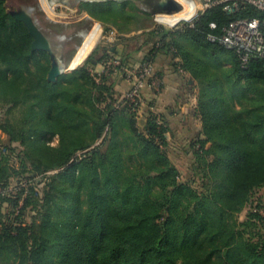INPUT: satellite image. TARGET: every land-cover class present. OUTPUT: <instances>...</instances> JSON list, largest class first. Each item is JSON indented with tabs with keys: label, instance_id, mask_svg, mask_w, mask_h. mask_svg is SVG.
Segmentation results:
<instances>
[{
	"label": "trees",
	"instance_id": "1",
	"mask_svg": "<svg viewBox=\"0 0 264 264\" xmlns=\"http://www.w3.org/2000/svg\"><path fill=\"white\" fill-rule=\"evenodd\" d=\"M78 10L123 34L153 27L142 25L149 15L117 2H81ZM242 19L264 25V13L251 5L236 12L214 7L193 28H157L122 40L134 49L103 50L125 67L155 65L164 54L174 71L202 80L197 115L204 139L190 145L203 177L198 191L180 181L168 156L169 123L162 116L158 125L148 105L141 132L137 113L115 90L118 75L103 74L97 83L90 60L49 81L54 58L70 62L91 20L67 32L47 25L67 35L62 49L32 51L28 29L0 0V133L11 145L0 137V198L19 211L0 222V264H264V239L256 234L264 219L250 213L238 220L264 187V60L242 68L234 52L206 40ZM207 62L223 70L211 72ZM17 112L20 120L9 119ZM31 205L36 214L26 222Z\"/></svg>",
	"mask_w": 264,
	"mask_h": 264
},
{
	"label": "rangeland",
	"instance_id": "2",
	"mask_svg": "<svg viewBox=\"0 0 264 264\" xmlns=\"http://www.w3.org/2000/svg\"><path fill=\"white\" fill-rule=\"evenodd\" d=\"M5 1H6V7L8 11L11 13H17L20 11H28L32 15L34 20L36 21L37 25L51 39L53 46H54V51L58 52L62 49L61 42L67 35L59 34V33L57 34L56 32H52L51 30H49L47 25L49 26L53 25L56 27L59 26L58 27L59 30L63 32L69 31L73 26L81 22L79 20L80 17H79V12H78L79 11L78 7L81 4V2L89 3L92 0H41L44 3L46 2L44 7L48 11V13H46L45 11H42L39 0H5ZM93 1L94 2L99 1L103 3L117 2V3H120L122 7L127 11L134 12L138 10L142 14L149 15V18H146V21H144L142 25L152 24V26L155 29L163 28L169 31H173V30L171 29L170 26L162 24L158 20L159 15L161 16L169 15L168 12H171L172 10L170 8H173L172 10L173 12L171 15L180 13L186 8L185 5L179 0H93ZM47 3L51 7H53L54 13L51 12ZM112 6H113L112 8H115V5H112ZM47 14H49L50 16ZM183 18L184 20L191 19V18H185V17ZM91 30H92L91 36L93 37L92 48L84 56V58L76 66L73 67L72 66L73 60L75 59L77 54L80 53L81 47L84 44V38L83 39L79 38L80 43L77 46H74L75 54L70 58L69 60L70 62L68 64L65 62H62L65 65V73H70L78 69L79 67H82L87 61H90V60L93 61V65L89 66V71L92 70L93 72L95 71L100 72L102 70V64L104 63V60L105 59L107 60V58H105L104 56L105 54H103V50L105 49L108 50L110 47H113L114 49L116 47L125 48V46L132 47V49H134L132 44L130 43L124 44L122 41V40H129L128 34L120 33L118 29H116L114 26H112L109 23L106 24V23H101V22H97V23L93 22V25L89 31ZM111 30L117 31L119 34H121L122 37L118 41H115L114 43H106L104 38L110 35ZM144 33L146 32H141L136 37L138 36L140 37L144 35ZM97 48H99L100 51L98 52V54L94 55ZM143 50L144 51L138 55L139 58L144 57L145 55L144 52L146 48ZM68 52L69 51L65 53L64 60L65 58H68ZM109 54L111 56L113 55V53H109ZM97 62H99V64ZM218 64H219L218 62L205 63L206 67H208L211 72H214V71L220 72V70H223L222 68L221 69L219 68ZM178 72L182 76V80H183L184 99L187 100L189 104L193 102L194 110L198 111L199 99L202 97V93H203V87L200 85L199 82H201L202 80L197 81L196 79H193V77L185 71L181 73L180 70H178ZM118 93L120 94V92ZM189 108H191L190 105H189ZM17 113H15L13 116H9V119L20 120L21 113L20 112L18 114ZM157 114L161 117L162 116L164 117V115H160L159 113ZM143 116H145L144 112L142 115L138 117L139 119L137 122L141 132H144L145 117ZM177 116L178 117H176L175 120L171 121L172 122L171 126H173L174 128V136L173 137L171 135L169 136L170 138L169 146L167 148L168 156L171 162L174 164V166L177 168V170L180 173V181L182 183L191 185L195 190L201 191L203 177L198 172L199 171L198 163H197V160L194 158L193 151L190 149V145L192 142L195 141L196 134H198L197 131L199 133L200 132L202 133V126H203L202 121L199 115H197V117L195 118L192 116H188L187 121L185 118H183L185 115L183 116L182 113H179ZM191 124H192V127H191ZM189 133H191V136L189 135ZM0 137H1V144L3 146L4 145H8L9 147L11 146L10 143H8V139L4 134L0 133ZM57 144H58L57 138H54L53 141L51 142V145L56 146ZM100 144H102V140H99L97 142V145H100ZM207 147L209 148L210 144ZM5 154L10 155L9 152L8 153L6 152ZM82 154L84 153L77 154L76 158H80ZM17 156L18 155L13 156L14 158L11 159V162H10L11 165L17 166L19 162L17 160ZM60 171L61 170L51 171L45 174L44 176H46L45 178H47L49 176L55 175L56 173ZM45 178H42V180L45 181ZM40 182L41 180H39V183ZM10 188L13 189L14 191V189L16 188V184H11ZM38 190L40 189L38 188ZM2 199L3 198H0V222L1 223H2L1 220L5 216H9L10 218H15L16 216L19 215V211L13 213L14 208H12L8 203L3 202ZM22 204L23 202H21V205H19L20 208L24 205ZM35 212L36 210H35L34 205H31V207L28 209L26 216L24 218L26 222H30L33 219L32 216L34 215ZM250 213H253V214L257 213L260 216H262V218L264 219V187L256 191L250 204L238 215V220L240 222L246 221L247 216ZM256 234L258 238L264 239V221L258 223V227L256 228Z\"/></svg>",
	"mask_w": 264,
	"mask_h": 264
},
{
	"label": "built area",
	"instance_id": "3",
	"mask_svg": "<svg viewBox=\"0 0 264 264\" xmlns=\"http://www.w3.org/2000/svg\"><path fill=\"white\" fill-rule=\"evenodd\" d=\"M193 5L194 15L189 20H180L174 25H169L167 22L160 21L162 24L168 25L171 29L178 30L186 24L193 28L196 21L211 8L221 7L226 12H236L240 5H251L264 13V0H188ZM89 2V1H88ZM94 3V1H91ZM99 2V1H96ZM171 16V15H170ZM182 21V22H181ZM212 30H216L215 24L211 26ZM264 25L257 19H242L231 22L228 26L222 29L220 35L208 34L207 42L213 45H219L225 50L234 52L241 63L242 68H246L252 59L264 60ZM115 30H111L110 35L105 37L106 43H114L121 38ZM183 73V70H180ZM97 83L101 81V75H119L128 82L131 87L124 95L126 104L129 105L138 115L143 114L147 108V103L144 96L146 86L156 95L160 94L163 89V79L155 72V65L146 63L143 65L125 67L121 59L111 58L102 64L100 72L90 71ZM156 122L161 124L162 117L157 113ZM145 117V116H143ZM147 118H145V121Z\"/></svg>",
	"mask_w": 264,
	"mask_h": 264
},
{
	"label": "crops",
	"instance_id": "4",
	"mask_svg": "<svg viewBox=\"0 0 264 264\" xmlns=\"http://www.w3.org/2000/svg\"><path fill=\"white\" fill-rule=\"evenodd\" d=\"M179 1H181L185 5L186 8L183 11H181L180 13L175 14V17H176V15L177 16L179 15V17H177L175 19V23L178 20H184L183 17L192 18V16L194 15L193 5L191 2H189L188 0H179ZM39 2H40V6L42 8V11H45L46 13H48V11L44 7L46 2L44 3L41 0H39ZM48 7L51 10V12L54 13L53 7H51L49 4H48ZM78 12H79V17H80L79 20L81 22L85 21V20H91L94 23L99 22V21L93 19L88 14V12H86V11H82V12L78 11ZM47 15H49V14H47ZM162 18H163V16L159 15L158 20L163 21ZM81 22H79V23H81ZM169 24L173 25L171 22H169ZM154 29H155L154 27H151L146 32L153 31ZM91 32H92V30L89 31L85 35L84 44L81 47L80 53L77 54V56L73 60V63H72L73 67L76 66L92 48L93 37L91 36L92 35ZM141 32H143V31H138V32L128 34L129 40L136 37ZM117 50L122 51V50H124V47H118ZM137 65H140V64H138V62H136V64H134V66H137ZM155 68H156L155 69L156 72H159L162 74V77L160 75L159 76L163 79V89H162L160 94L156 95L152 92V90L149 88V86H146L144 89L145 100H146L147 106L148 105L150 106V111L152 113H159L160 115H164V118H165L166 122L169 123V126L171 127L172 133L174 135V128H173V126H171L172 125L171 121L175 120L176 117H178L177 115L179 113H182L183 116L185 115L183 118H185L186 121L188 119L187 118L188 116H192L195 118V117H197V111L194 110L193 102H191L189 104L188 101L184 99V94H183L184 88H183L182 76L179 74V72L174 71L173 67L170 65V62L167 60V57L164 54L157 56ZM114 80L116 81L115 90L117 92H120L121 95H125L129 91L131 85L128 82H126L122 76H119V75L116 76L114 78ZM189 105L191 108H189ZM190 112H192V113H190ZM168 115H169V117H168ZM191 127H192V124H191ZM191 133H189L190 136H191ZM197 133L198 134H196V137L201 136V134H200L201 132L199 133L197 131ZM169 136H170V134L167 135L168 141L170 139ZM201 139H204V138L201 136Z\"/></svg>",
	"mask_w": 264,
	"mask_h": 264
},
{
	"label": "water",
	"instance_id": "5",
	"mask_svg": "<svg viewBox=\"0 0 264 264\" xmlns=\"http://www.w3.org/2000/svg\"><path fill=\"white\" fill-rule=\"evenodd\" d=\"M170 9L173 10V8ZM172 10L171 12H168L169 15L172 14ZM13 17L17 21L23 23L28 29L29 34L33 38L32 51H43L53 55L54 46L51 39L37 25L36 21L28 11L13 13ZM64 74L65 65L59 59L54 58L51 71L49 73V81L55 83Z\"/></svg>",
	"mask_w": 264,
	"mask_h": 264
},
{
	"label": "bare ground",
	"instance_id": "6",
	"mask_svg": "<svg viewBox=\"0 0 264 264\" xmlns=\"http://www.w3.org/2000/svg\"><path fill=\"white\" fill-rule=\"evenodd\" d=\"M34 7H35V6H34ZM177 17H179V16L176 15V17H175V14H174V15H171V16L167 15V16H163V18H165V19L162 18V20L165 21V22H167V23H168V22H171V23L174 25V24H176V23L179 21V20H178V21L175 23V19H176ZM180 19H181V18H180ZM58 25H59V24H58ZM58 27H59V26H58ZM67 28H68V27H67ZM60 29H61V28H60Z\"/></svg>",
	"mask_w": 264,
	"mask_h": 264
}]
</instances>
